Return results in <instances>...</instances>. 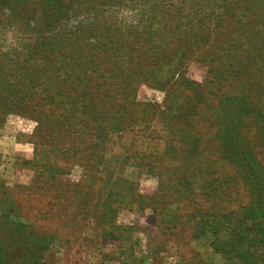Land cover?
Segmentation results:
<instances>
[{"label":"rangeland","instance_id":"rangeland-1","mask_svg":"<svg viewBox=\"0 0 264 264\" xmlns=\"http://www.w3.org/2000/svg\"><path fill=\"white\" fill-rule=\"evenodd\" d=\"M54 1L0 0V264H249L264 0Z\"/></svg>","mask_w":264,"mask_h":264},{"label":"trees","instance_id":"trees-1","mask_svg":"<svg viewBox=\"0 0 264 264\" xmlns=\"http://www.w3.org/2000/svg\"><path fill=\"white\" fill-rule=\"evenodd\" d=\"M45 1H47V0H45ZM68 6H69V2H67V1L55 0L54 3L52 4L51 18H60L61 17V19H62L63 17H65L64 14L66 13ZM196 40L202 41L204 39L198 38ZM242 68L244 69V72L247 70L246 66H244ZM239 105H241V104L239 103ZM243 106L244 107L238 106V105H232V104H225V109L229 110L227 112V115H228V117H230V124H228L229 125L228 131H226V133H224L222 136V140H223L222 143L224 144V142H225L228 150H230L229 158L230 157L234 158L238 154V152L241 149L240 144H242L240 142L239 146H238V144H236V141H234V138L236 139L238 137L237 136L238 135V132H237V126L238 125H235L236 124L235 122H237V120H240L241 116L244 113L247 114L249 112H253L251 109H247L245 104ZM235 146H238L237 150H235V148H234ZM237 157H238V155H237ZM242 158L246 162V166H245L246 174H245V176L250 178L251 183H254V180L252 178L259 177L258 174L260 173V172H258L259 170H256V166H257L256 163L257 162H254L253 159L250 157V155H246L244 152H243ZM240 160H242V159H240ZM263 193H264V188L260 194L259 193L256 194V198L254 199L253 207H252L254 211H258V209H259L258 204H260V203L264 204V194ZM262 194H263V196L261 197ZM228 217H223V219H227ZM257 217L258 216L256 214H254V212H253V215L245 214L244 216H238V218H235L232 221L235 225L234 229L237 231L236 234L238 235L240 241L242 240V238H241L242 232L245 231V229L243 228L244 225H246L247 221L251 222V220L254 221L256 219H259V217L258 218ZM250 226H254V224L251 223ZM259 226H261V224H259ZM255 227H258L257 222H255ZM249 232H250V236H252V239L253 238L255 240L259 239V242L262 246V252L258 253V255L256 256L253 253V251H246V250H240L239 249V250H236V256H234V257H239V259H241V260H243V259L248 260L249 264H264V228L258 229V228L251 227ZM258 236L260 238H258ZM247 239H250V241H251V238L249 236L247 237ZM232 242H233V240H229L228 242L225 243V245H227L229 247ZM227 248H224V247L218 248L217 247L218 250H225Z\"/></svg>","mask_w":264,"mask_h":264}]
</instances>
